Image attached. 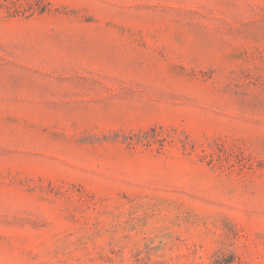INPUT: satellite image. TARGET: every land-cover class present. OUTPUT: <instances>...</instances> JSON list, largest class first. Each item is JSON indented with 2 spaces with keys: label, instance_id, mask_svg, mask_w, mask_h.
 I'll return each instance as SVG.
<instances>
[{
  "label": "rangeland",
  "instance_id": "rangeland-1",
  "mask_svg": "<svg viewBox=\"0 0 264 264\" xmlns=\"http://www.w3.org/2000/svg\"><path fill=\"white\" fill-rule=\"evenodd\" d=\"M5 1L0 264H264V0Z\"/></svg>",
  "mask_w": 264,
  "mask_h": 264
},
{
  "label": "trees",
  "instance_id": "trees-1",
  "mask_svg": "<svg viewBox=\"0 0 264 264\" xmlns=\"http://www.w3.org/2000/svg\"><path fill=\"white\" fill-rule=\"evenodd\" d=\"M20 1L19 0H6L5 1V8H7L8 10L12 9V10H15V11H18L20 8ZM43 10H40V13H42Z\"/></svg>",
  "mask_w": 264,
  "mask_h": 264
}]
</instances>
